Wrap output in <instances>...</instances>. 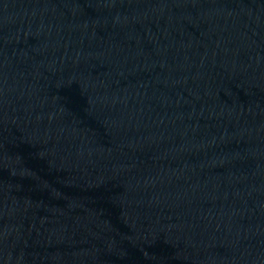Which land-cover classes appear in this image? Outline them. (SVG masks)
<instances>
[{"label":"water","instance_id":"obj_1","mask_svg":"<svg viewBox=\"0 0 264 264\" xmlns=\"http://www.w3.org/2000/svg\"><path fill=\"white\" fill-rule=\"evenodd\" d=\"M0 264H264V0H0Z\"/></svg>","mask_w":264,"mask_h":264}]
</instances>
